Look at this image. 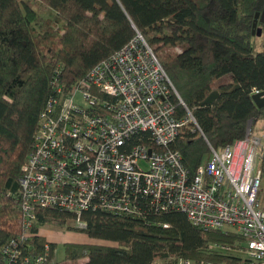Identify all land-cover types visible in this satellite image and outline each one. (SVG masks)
<instances>
[{
  "label": "trees",
  "instance_id": "obj_1",
  "mask_svg": "<svg viewBox=\"0 0 264 264\" xmlns=\"http://www.w3.org/2000/svg\"><path fill=\"white\" fill-rule=\"evenodd\" d=\"M257 11L264 33V0H0V264H7L2 250L12 242L34 263L45 250L46 239L38 235L43 225L77 230L74 214L38 204L31 226L23 223V165L53 93L55 66L70 91L139 32L199 128L182 126L171 144L193 178L208 162L210 147L231 145L244 137L249 121L254 125L264 118V106L251 98L254 89L264 88V38L252 34ZM171 98L176 117H185L186 108L174 94ZM259 164L263 175L264 153ZM80 217L85 223L80 232L112 245L66 242L63 258L56 260V244L50 243L47 264L249 261L242 253L211 249L214 244L244 249L238 234L204 231L182 212L146 221L91 210Z\"/></svg>",
  "mask_w": 264,
  "mask_h": 264
},
{
  "label": "built area",
  "instance_id": "obj_2",
  "mask_svg": "<svg viewBox=\"0 0 264 264\" xmlns=\"http://www.w3.org/2000/svg\"><path fill=\"white\" fill-rule=\"evenodd\" d=\"M123 50L94 65L70 91L55 66L53 93L23 165L24 226L32 224L34 204L72 213L82 227L80 214L88 210L128 218L180 211L204 231L229 226L244 240L240 250L249 261L264 260V205L258 200L264 137L247 127L231 145L210 147L208 162L191 178L171 144L182 126L199 130L194 117L140 33ZM172 94L185 117H176ZM44 246L32 264H47ZM211 249L237 251L228 244ZM2 253L7 264H30L15 242Z\"/></svg>",
  "mask_w": 264,
  "mask_h": 264
},
{
  "label": "rangeland",
  "instance_id": "obj_3",
  "mask_svg": "<svg viewBox=\"0 0 264 264\" xmlns=\"http://www.w3.org/2000/svg\"><path fill=\"white\" fill-rule=\"evenodd\" d=\"M258 28H260V27H258V25H256L254 33H257V29ZM260 30H261V28H260ZM137 33H139V32H137ZM254 33H252V34H254ZM262 34H263V38H264V33H263L262 30H261L260 34L257 33L259 41H261V37L260 36H262ZM126 45H128V44H126ZM122 49H120L116 53L121 54L122 52H124V50L121 51ZM175 50L176 51H180V49H178V48H175ZM116 53H114V54H116ZM221 81H222L221 79L218 80V83L221 82ZM254 90H253V94H254ZM263 90H264V88L261 89V90H256V92L259 93V92H261ZM248 127L252 128V131H253V133L255 135H258V134H256L254 131L261 132V130H262L264 132V124H259V123L256 122L253 125V122L249 121L248 122ZM258 136H260V135H258ZM261 137L263 138V136H261ZM258 196H259V201L261 203V206H263L264 205V173L262 175L261 188H260ZM48 207H50V206L42 207V208H48ZM169 212H176V211H169ZM169 212H167V213H169ZM177 212H180V211H177ZM161 213H163V212H161ZM158 214H160V213L150 212L149 211L143 217H138V218H134V219H139V220L142 219V220L146 221V220L150 219V217L158 215ZM216 215L217 214H215V216ZM53 225H56V224L52 222L49 225H43V226L39 227L38 228L39 229L38 235L40 234L43 237H45L46 243H44V244H46L48 246H49L50 243L56 244V251H55V259L56 260H61L63 258V244L66 243V242H68V243H99V244H104V245H112V243L108 242V241H104V240H100V239H94V238H89L86 234H84L83 232H80V229H83V227L79 226L78 222H76V221L74 223H72V225L78 231L77 230L73 231V230L64 229V228H63L64 230H61V228H59L57 226H53ZM163 226H166V228L169 227L168 224H163ZM224 230L230 231V232H234V230L231 229L229 226H225ZM235 249L237 250V251H233L235 253L240 254L242 252L240 249H237V248H235ZM245 258L247 260H249V258H247L246 256H245ZM80 262L82 263V262H84V260H81ZM263 262H264V260H261V259H255V261L251 259L246 264H261ZM156 264H167V263L166 262H157ZM241 264H244V262H242Z\"/></svg>",
  "mask_w": 264,
  "mask_h": 264
},
{
  "label": "water",
  "instance_id": "obj_4",
  "mask_svg": "<svg viewBox=\"0 0 264 264\" xmlns=\"http://www.w3.org/2000/svg\"><path fill=\"white\" fill-rule=\"evenodd\" d=\"M258 17H259V12H255L254 15V19L252 22V33H254L256 25H257V21H258ZM257 33L260 34L261 30L260 28L257 29ZM254 104L258 107V108H262L264 106V90L259 92V93H254L251 96Z\"/></svg>",
  "mask_w": 264,
  "mask_h": 264
},
{
  "label": "crops",
  "instance_id": "obj_5",
  "mask_svg": "<svg viewBox=\"0 0 264 264\" xmlns=\"http://www.w3.org/2000/svg\"><path fill=\"white\" fill-rule=\"evenodd\" d=\"M257 123L259 124H264V118L260 121H258ZM256 134L260 135V136H263L264 137V132L261 130V132H257V131H254Z\"/></svg>",
  "mask_w": 264,
  "mask_h": 264
}]
</instances>
